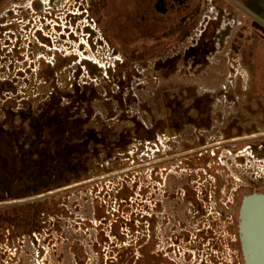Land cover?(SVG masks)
Masks as SVG:
<instances>
[{"label": "rangeland", "instance_id": "rangeland-1", "mask_svg": "<svg viewBox=\"0 0 264 264\" xmlns=\"http://www.w3.org/2000/svg\"><path fill=\"white\" fill-rule=\"evenodd\" d=\"M45 8L30 24L5 21L0 33V163L10 153L26 169L15 177L21 191L0 196V264H149L147 253L150 264H243L238 212L244 195L264 194V159L227 142L250 135L236 127L264 111V102L248 97L256 91L251 44L239 38V26L224 15L215 52L201 48L164 68V58L184 56L195 44L215 11L207 9L198 31L166 57L130 62L87 16L90 0H55L52 15ZM196 58L204 60L196 65ZM196 96L210 99V129L194 124ZM20 111L32 113L44 132L53 128L52 141L40 146L42 153L51 148L53 166L21 151L30 130ZM218 143L226 146L213 156L207 147ZM180 184L195 197L177 211L158 209L164 191L177 193ZM148 213L155 225L145 248ZM175 215L180 225L171 219L170 227L189 231L176 254L171 241L158 248L160 228ZM198 231L205 240L198 238L195 253Z\"/></svg>", "mask_w": 264, "mask_h": 264}, {"label": "flooded vegetation", "instance_id": "flooded-vegetation-1", "mask_svg": "<svg viewBox=\"0 0 264 264\" xmlns=\"http://www.w3.org/2000/svg\"><path fill=\"white\" fill-rule=\"evenodd\" d=\"M90 1L94 8H91L87 11V16L95 23V27L98 29V32L102 33V35L106 37L107 40H109L115 50H120L124 55H126V59L130 62L138 59L149 60L155 59L157 57H166V54L177 49V47H179V45L188 37V35H192L198 31L196 28L200 26V21L207 9L212 12L215 11L217 13L216 18H206V20H204L201 24V29H199L200 34L196 40L193 39L196 41L195 44L190 45L186 49L184 56L179 53L175 56L164 58L160 63V66H163L164 68H167L169 65V67L172 65L174 66L177 61L180 62L181 60L187 59L192 55L196 56L199 52H201V48H203L205 51L215 52L216 46L214 37L217 33V28L219 27L224 15L229 17L230 20L234 21V27H236L235 25L239 26V38L247 41V44H251V47L247 48L245 45L244 48H247L246 50L249 53L247 55L253 61L251 65V72L253 85H255L256 91L252 95H248V97H252L254 101L259 103L264 102V0ZM54 3L55 0H0V33L4 34V32H6V25H4V23L7 20L28 22L30 24L31 20L37 17V12L42 11V7L47 6L45 9H48L47 11H50V15H52ZM219 37L220 35H218L217 38ZM238 53H243L242 46H240V49H238ZM195 60L196 64L203 61L204 59L196 58ZM7 87L10 88V86ZM208 102H210V99H204L202 96L195 97V107L197 112L193 118V121L197 127L210 129L212 120L210 105ZM258 106H260V104H258ZM248 110L247 112H249ZM14 113L15 112L12 110V112H9L8 115H12L15 118L16 115ZM19 115L23 121L29 120L30 130V135L27 136L24 143L21 144V151L26 153V156L30 162H36L34 157L37 155L42 160L46 159L48 163L53 166L55 156L53 155L51 148L46 150L44 153L40 152V146L44 138H46L47 141H52L49 138V135L53 128H49L44 132L39 120L32 113L20 111ZM244 123V125H246L245 127H236V130L241 134L250 133V135L245 136L246 134H244L233 139L230 138L228 140L229 142L227 143L230 145H243L241 150L239 149L238 151L243 150L245 153L250 150L257 157L264 159V111L254 110L252 115H248L247 117L244 116ZM228 127L229 128H227V130H230L229 132L231 133V129L234 128V125L231 124ZM61 133H64L63 130ZM224 146L226 145L218 143L216 145H210V147H207V150L209 153L215 156L218 154V152H215L214 149H223L222 147ZM190 153L191 156L189 160L192 161L194 157H197V150L196 152ZM7 154V159L4 160L5 162L12 159V157L15 158L14 155H10V153ZM24 176L25 174H16V176L14 175V177ZM160 182L163 183V187L165 189L166 187L169 188L170 185L168 183V177L166 179L161 177ZM187 182L189 183V181ZM159 185L161 186V184ZM181 186L182 185L180 184L179 189L176 191L177 193L173 191L174 188L168 192L164 191L163 198L166 197L165 194H167V198L165 200H158V209L169 205V208H175L177 211V206L182 203V200L187 202L191 196L193 197L195 195L196 191L192 190V186ZM180 190H183L184 192L182 198L179 196V194H181L179 193ZM172 200H176V202H174V204H170ZM194 203L195 205L193 204L192 207L197 209L199 203H197V200ZM148 204L152 205V201L149 200ZM149 207L150 206H148V209H150ZM180 218L181 216L179 217V215L172 216V218H169L167 228H164V226L160 228L158 248H160V246H165L166 243L168 245L169 241H171L174 246L173 252L176 254L175 245H177V241L181 239L186 240L189 238L187 235V232L189 231H184V233L180 231V233L176 230L175 226L174 229L170 227L172 223L171 219H173L174 225H177L176 223L180 225ZM189 218V220H191L192 217L190 216ZM153 219L154 217L148 213L145 219V225H147L145 248H148L151 244V241L153 240L151 234V230L155 225ZM202 232L203 231H198V234L197 232L195 234L196 243L193 242L196 244L194 245L195 253L201 251L199 248L203 244H198V238L203 236L202 242L205 240L204 233L202 234ZM161 233L164 234V238H162ZM238 241L241 258L243 260L240 239H238ZM162 250H164V247ZM177 251L178 253L181 252L179 246H177ZM150 255V253H147V262L149 264L152 260Z\"/></svg>", "mask_w": 264, "mask_h": 264}, {"label": "water", "instance_id": "water-1", "mask_svg": "<svg viewBox=\"0 0 264 264\" xmlns=\"http://www.w3.org/2000/svg\"><path fill=\"white\" fill-rule=\"evenodd\" d=\"M238 233L244 264H264V194L243 197L238 212Z\"/></svg>", "mask_w": 264, "mask_h": 264}, {"label": "trees", "instance_id": "trees-1", "mask_svg": "<svg viewBox=\"0 0 264 264\" xmlns=\"http://www.w3.org/2000/svg\"><path fill=\"white\" fill-rule=\"evenodd\" d=\"M20 162V160L12 157L9 161H3L0 163V196L2 195V198L4 199L6 197L12 198L15 196L14 194H18L21 191L19 188L14 186V175L25 174L26 172V169L21 167ZM12 186L14 189H11Z\"/></svg>", "mask_w": 264, "mask_h": 264}]
</instances>
